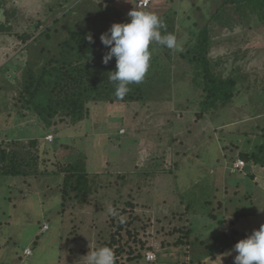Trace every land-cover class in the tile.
Listing matches in <instances>:
<instances>
[{
  "label": "rangeland",
  "instance_id": "obj_1",
  "mask_svg": "<svg viewBox=\"0 0 264 264\" xmlns=\"http://www.w3.org/2000/svg\"><path fill=\"white\" fill-rule=\"evenodd\" d=\"M182 1L153 0L147 8H138L136 0H0V22L13 28L11 35L0 34V142L17 139L14 147L27 151L28 140L40 137L39 149L31 151L37 154L42 170L58 173L56 177L15 176L0 181V264H85L84 255L106 243L114 253L119 245L124 247L115 254V264H183L200 256L201 250L209 251L200 240L194 248L174 244L177 229L189 219L203 229L199 236L217 248L227 242L235 246L264 224V165L251 166L241 174L225 168L238 153L254 151L262 144L264 19L258 20L247 10V15L226 11L222 24L211 18L219 0L210 1L212 7L198 8ZM132 9L158 14L166 25L162 34L177 37L181 52L151 44V57H160L159 71L170 77L164 84L155 80L147 101L91 106L80 128L64 129L56 143L55 135L18 101L24 85L22 68L40 61L41 42L34 38L57 23L54 39L58 43L70 29H79L74 21L99 32L111 22H130ZM71 22L73 27H68ZM205 26L211 41L207 74L233 76L241 82L239 93L218 122L198 117V104L207 94L204 70L193 62L196 53L192 49L198 41L194 33ZM19 34L26 35V41ZM196 70L203 72L199 89L191 79ZM149 74L153 76L154 71ZM239 132V137L233 136ZM76 161L109 180L86 204L67 200L62 207V170ZM212 183L220 189L213 185L208 189ZM202 213L220 214L224 224L218 227L219 218ZM216 228L227 240H208ZM25 247L32 256H24ZM148 253L155 254L156 261L147 260ZM221 259L219 255L212 263L219 264Z\"/></svg>",
  "mask_w": 264,
  "mask_h": 264
},
{
  "label": "trees",
  "instance_id": "obj_2",
  "mask_svg": "<svg viewBox=\"0 0 264 264\" xmlns=\"http://www.w3.org/2000/svg\"><path fill=\"white\" fill-rule=\"evenodd\" d=\"M152 1L153 0H151V3ZM173 1L169 0V3L171 4ZM184 1L186 0H183L181 4H183ZM210 1L212 0H187L186 2H189V4L191 3V7L196 6V8H198V6L210 5ZM219 2L220 4L214 9L211 18L222 24L225 22L224 18L227 14L226 11H233L244 15V12L247 10L257 16L258 20L261 21L264 19V0H219ZM97 5L101 8L100 3ZM136 7H138L137 0ZM171 9H173L172 6ZM99 13L102 14L101 11H99ZM4 14H8L7 10ZM68 15L70 16V13ZM72 22L68 23L67 26L73 27L72 24L75 23V26L79 29H70L66 37L62 38L58 43H56V40L54 39V34L58 32L57 23L54 28L49 27L43 33L34 38V40L41 42V45L39 46L40 51L38 53V55H40V61L29 64L30 66L27 65L28 68L26 65L22 68L24 73V85L23 88L20 89L18 95V101H21L23 105L22 107L26 109L25 111H32V114L34 112L37 121L40 122L50 134L55 135L56 138L54 141L56 143L59 139L57 134L64 131V129L67 130L73 128L75 130L76 126L78 127L77 129L80 128V125L89 117L91 106H96L99 103H129L133 101H145L149 90H152L153 88L155 80L160 79L164 84L167 82V78L170 77V75H162V70L159 71L158 68L162 66L160 65V57L152 56L150 68L144 80L139 84H130V91L123 98H118L115 94L116 84L108 79L111 71H115L116 69V58L113 57L108 64L103 63V56L110 50V46H105L101 42L99 34L102 30L106 33L114 22H111V25L109 24L110 27L108 29H106L108 26H105V28L99 32H97L98 28L91 30L81 23H76L77 21ZM12 31L13 28L11 25H6V23L0 22V34L5 33L11 35ZM89 34L93 37V42L91 43L87 39ZM194 34L197 35L198 41L192 49V52L196 53L193 62H196L198 69L204 70L203 77L205 82L203 89L207 94L198 104L200 112L198 117L199 119H205L207 118L206 116H208L212 122H218L219 117L228 111L226 108H228V105L232 103L233 99L237 96V93H239V85L241 82H239L237 77L233 76L223 77L211 71L207 74L210 62L206 59V55L208 54V49L211 44L208 37L207 27L205 26L202 32H195ZM19 35V38L26 41V35ZM151 49H153V45L150 44V50ZM200 70L194 72L195 74L191 78L193 80H191L192 83H198V80L203 73L200 72ZM153 71L154 74L151 76L149 73ZM169 83L170 82L168 81V85ZM199 84L200 82L194 86L199 89ZM240 134L241 132L233 136L239 137ZM243 136L244 135L242 134L241 137L243 138ZM261 137L263 138L262 144L256 146L254 151L251 150L247 153H238L236 158H240L244 164L253 163L254 167L261 168L264 165V130ZM39 139L40 137L28 140V143L26 142L28 144L27 146H29L27 151L14 147V145L19 143L16 142L17 139L0 142V181L15 176H37V178L58 176V173L55 171L50 172L48 170H42L38 163L37 154L32 153L31 148L39 149ZM131 141L136 142V140ZM21 144H23V148H25V142ZM236 158L232 160H235ZM217 160L219 163L220 160L218 158ZM44 162L45 160L40 161V163ZM62 171L64 172V183L62 186V199L59 201L62 207L67 200H75L80 206L86 204L87 199L91 194H93L99 187H104L103 181L109 180L102 179L103 175L90 172L89 167H86V165L77 161L75 164L70 163L67 170ZM222 172L224 173V170H221V174ZM221 174L219 176H221ZM223 177L224 175L221 178ZM228 178L229 180H235L240 184L239 179L236 180L229 176ZM113 184L114 186H117L118 181ZM213 184L214 183L207 186L208 189L209 187L211 189ZM0 186H2L1 182ZM214 188L220 189L216 186H214ZM117 192L120 193V191ZM19 197L20 196H17V198ZM13 200H16V198L14 197ZM182 202L185 203L183 198ZM189 208L190 206L188 203L186 205V210H189ZM199 208L201 212L205 211V208L200 205ZM205 216L214 220L219 218L217 221L218 227H221L224 224L223 218L220 214L215 216L210 213ZM232 222L233 221H231V225L234 223ZM203 226L205 229L209 228V226ZM217 229L218 228L214 229L210 236L207 237L208 240L215 239L216 241L222 242V240H224L223 238L227 237L225 234L219 233ZM202 230L203 229L199 228V223L197 224L196 221L191 219L187 221V224L183 228L177 229L179 236L176 242H174L176 246L188 247L191 245L194 248L200 240V245L205 243V248L209 250L206 253H203V250H201L200 252L202 253L200 256H195L189 262L183 261V264H213L212 260L219 255L222 256L219 264L222 262L225 264H235L234 257L237 253L234 245L227 242V245L217 248V246L215 247L214 242L206 243V241L202 239L204 235L199 236V233ZM231 232L234 233L235 230L231 229ZM225 239L227 240V238ZM104 245L107 246L108 243ZM123 249L124 247L119 245L118 249L115 250V254L122 253ZM186 253L187 250L184 251L185 255ZM20 258L22 257L20 256ZM152 261H156V259Z\"/></svg>",
  "mask_w": 264,
  "mask_h": 264
},
{
  "label": "clouds",
  "instance_id": "obj_3",
  "mask_svg": "<svg viewBox=\"0 0 264 264\" xmlns=\"http://www.w3.org/2000/svg\"><path fill=\"white\" fill-rule=\"evenodd\" d=\"M128 16L130 22L114 23L108 32L100 36L101 42L110 46L103 56V63L108 64L113 57L116 58V69L111 71L108 79L116 84L115 94L118 98H123L130 91V84H139L144 80L150 68V44L156 43L176 52L183 51L175 35L162 34L161 30L166 25L158 14L132 9ZM87 39L93 42L90 34ZM109 212L113 216L117 215L115 209L110 208ZM124 219L120 217L121 222ZM234 248L237 253L235 264H264V224L239 240ZM84 256L85 264H115V253L109 246L99 247Z\"/></svg>",
  "mask_w": 264,
  "mask_h": 264
},
{
  "label": "built area",
  "instance_id": "obj_4",
  "mask_svg": "<svg viewBox=\"0 0 264 264\" xmlns=\"http://www.w3.org/2000/svg\"><path fill=\"white\" fill-rule=\"evenodd\" d=\"M151 0H137V6L138 7H141V8H145V7H148L149 4H150ZM244 166V162L242 160H237L235 163H234V169L236 168H242ZM47 228V226H45ZM24 253H25V256H30L32 255V251L29 247H26L24 249ZM149 257H151L152 259H149ZM155 254L153 253H148V255L146 256V259L149 260V261H152L155 259Z\"/></svg>",
  "mask_w": 264,
  "mask_h": 264
},
{
  "label": "crops",
  "instance_id": "obj_5",
  "mask_svg": "<svg viewBox=\"0 0 264 264\" xmlns=\"http://www.w3.org/2000/svg\"><path fill=\"white\" fill-rule=\"evenodd\" d=\"M237 159H240V158H236L235 160H233L232 162H229V164L228 163H226V165L228 164V166L227 167H225L226 169H230V170H226V171H232L231 173H234V174H241V173H245V170H248L249 169V167H251V166H253L254 167V165H253V163H250V164H245L246 166V168H244V170L243 169H240V168H236V169H234V163H235V161L237 160ZM225 171V170H224ZM247 174V173H246ZM236 184V183H235ZM26 248V247H25ZM25 256V255H24ZM25 257H28V256H25Z\"/></svg>",
  "mask_w": 264,
  "mask_h": 264
}]
</instances>
